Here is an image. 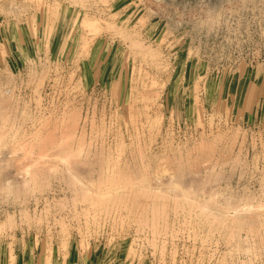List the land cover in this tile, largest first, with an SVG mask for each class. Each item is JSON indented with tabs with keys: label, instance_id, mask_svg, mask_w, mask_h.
<instances>
[{
	"label": "rangeland",
	"instance_id": "obj_1",
	"mask_svg": "<svg viewBox=\"0 0 264 264\" xmlns=\"http://www.w3.org/2000/svg\"><path fill=\"white\" fill-rule=\"evenodd\" d=\"M263 8L0 0V264H264Z\"/></svg>",
	"mask_w": 264,
	"mask_h": 264
},
{
	"label": "bare ground",
	"instance_id": "obj_2",
	"mask_svg": "<svg viewBox=\"0 0 264 264\" xmlns=\"http://www.w3.org/2000/svg\"><path fill=\"white\" fill-rule=\"evenodd\" d=\"M244 3V2H243ZM257 4V3H256ZM244 5V4H243ZM242 5V6H243ZM258 5V4H257ZM216 7H218V6H216ZM257 7V6H256ZM253 8V7H252ZM214 9V8H213ZM264 9V8H263ZM215 11V10H214ZM214 11H213V13H214ZM257 11H259V10H257ZM260 12V11H259ZM240 14H242V13H240ZM246 14V13H245ZM264 14V13H263ZM246 16V15H245ZM261 16V15H260ZM213 17H215L214 15H213ZM258 17V16H257ZM237 18V17H236ZM212 19H214V18H212ZM245 19V18H244ZM210 20V19H209ZM218 20V19H217ZM228 21V20H227ZM233 21V20H232ZM240 21V20H239ZM238 21V22H239ZM210 22H212V20L210 21ZM227 23V22H226ZM240 23V22H239ZM257 23V22H256ZM211 25V24H210ZM218 25V24H217ZM244 25V24H243ZM219 26V25H218ZM229 26V25H228ZM249 27V26H248ZM239 29V28H238ZM225 30H227V29H225ZM262 32V31H261ZM239 33V32H238ZM242 34V33H241ZM236 36V35H235ZM234 36V37H235ZM239 36V35H238ZM232 37V36H231ZM236 38V37H235ZM1 117V116H0ZM3 118V117H2ZM2 125V124H1ZM2 135H0V137H1ZM112 167V166H111ZM108 169H109V167H108ZM113 169H114V167H113ZM105 171V170H104ZM111 173V172H110ZM29 174V173H28ZM28 174H27V176H28ZM26 177V176H25ZM31 178V177H30ZM264 179V178H263ZM27 180H29V177H26L25 179H23V181H27ZM190 190V189H189ZM189 190H187V191H189ZM185 191V190H184ZM183 191V192H184ZM192 191V190H191ZM191 191H189V192H191ZM210 191V190H209ZM208 191V192H209ZM214 192V191H213ZM188 192H186L185 193V195L187 194ZM249 193V192H248ZM184 194V193H183ZM232 194H233V192H232ZM250 194V193H249ZM187 195H189V193L187 194ZM187 195L185 196V197H187ZM211 195V194H210ZM209 195V196H210ZM213 195V194H212ZM216 195V194H215ZM190 196H191V194H190ZM243 196H244V194H243ZM242 196V197H243ZM255 196V195H254ZM189 197V196H188ZM187 197V198H188ZM236 197V196H235ZM256 197V196H255ZM254 197V198H255ZM195 198V197H194ZM189 199H190V197H189ZM188 199V200H189ZM226 199H227V197H226ZM231 199V198H230ZM233 199V198H232ZM194 200V199H193ZM192 200V201H193ZM222 200V199H221ZM256 200V199H255ZM217 201V200H216ZM224 201V200H223ZM190 202V201H189ZM207 202V203H206ZM205 203H206V206H204V207H208V209L210 208L211 210H213L214 209V206L212 205V202H214V197L213 198H211V196H210V199L208 200L207 199V201H206ZM196 203V202H195ZM195 203H193L192 202V204H195ZM221 203V202H220ZM199 205V204H198ZM190 206V205H189ZM192 206V205H191ZM216 206V205H215ZM251 206V205H250ZM198 207V206H197ZM229 209H234V212H235V215L233 214V217H234V219H235V221L236 222H242L241 221V218H239V214H240V212H241V210H242V207L241 208H239V204H237V205H231V204H229V207H228ZM202 209H203V207H202ZM218 209V208H217ZM223 209V208H222ZM225 209V208H224ZM244 209V208H243ZM246 209H247V207H246ZM192 210V209H191ZM195 210V209H194ZM197 211H198V209H196ZM195 210V211H196ZM205 210H206V208H205ZM248 210V209H247ZM189 211V210H188ZM208 211V210H207ZM210 211V210H209ZM232 211V210H231ZM190 212V211H189ZM194 212V211H193ZM213 213V212H212ZM228 213H230V211L228 212V210H221V209H219V211L218 210H216V208H215V213H214V217H216V218H220V219H222V222L223 221H225L228 217H230L231 215H229ZM231 214H232V212H231ZM188 215H190L191 216V214H188ZM242 215V214H241ZM246 215V214H245ZM210 216V215H209ZM247 216V215H246ZM245 216V217H246ZM254 215H252V216H250V217H253ZM193 217V216H192ZM207 217V216H206ZM243 217H244V215H243ZM257 217V216H256ZM247 218H248V216H247ZM253 219V218H252ZM248 220V219H247ZM250 220H248V222H249ZM256 221V220H255ZM245 222V221H244ZM251 222V221H250ZM247 223V222H246ZM248 224V223H247ZM211 225V224H210ZM241 225V224H240ZM244 225V224H243ZM246 225V224H245ZM250 225H251V223H250ZM253 225H251V227H252ZM217 227V226H216ZM220 227V226H219ZM235 227V226H234ZM241 227H243V226H241ZM255 227V226H254ZM210 228V227H209ZM212 228V227H211ZM220 229V228H219ZM250 231V230H249ZM255 231V230H254ZM233 232H234V230H233ZM246 232H248V231H246ZM241 233H239V235H240ZM247 235V234H246ZM245 235V236H246ZM233 236V235H232ZM244 236V237H245ZM240 237H242L241 235H240ZM243 237V238H244ZM238 241V240H237ZM210 248H211V246H209ZM214 248V247H213ZM212 248V249H213ZM234 248V247H233ZM207 249V248H206ZM212 249H210V250H212ZM231 249H232V247H231ZM231 249H228V251L229 250H231ZM235 250V249H234ZM237 251H238V249H237ZM213 252V251H212ZM231 252V251H230ZM231 254H233L232 252H231ZM217 255V254H216ZM211 259V258H210Z\"/></svg>",
	"mask_w": 264,
	"mask_h": 264
}]
</instances>
